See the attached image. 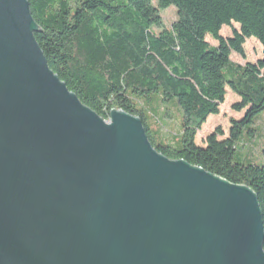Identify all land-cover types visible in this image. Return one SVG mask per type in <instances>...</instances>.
Returning a JSON list of instances; mask_svg holds the SVG:
<instances>
[{"label":"water","instance_id":"water-1","mask_svg":"<svg viewBox=\"0 0 264 264\" xmlns=\"http://www.w3.org/2000/svg\"><path fill=\"white\" fill-rule=\"evenodd\" d=\"M38 32L27 0H0V264H264L256 194L84 106Z\"/></svg>","mask_w":264,"mask_h":264},{"label":"trees","instance_id":"trees-1","mask_svg":"<svg viewBox=\"0 0 264 264\" xmlns=\"http://www.w3.org/2000/svg\"><path fill=\"white\" fill-rule=\"evenodd\" d=\"M27 1L49 69L84 106L106 121L112 110L138 117L152 147L167 159L250 188L264 228V150L259 164L236 161L238 143L253 133V118L264 110V0H156L155 7L151 0ZM170 8L176 19L165 28L160 12ZM232 24L239 32L222 38L221 29ZM248 39L262 46V59L232 62V53L244 58ZM226 89L240 99L232 109L245 115L230 121L226 138L217 129L200 147L196 135L219 114ZM154 96L175 99L181 110L173 144L165 137L156 142L149 129L145 107Z\"/></svg>","mask_w":264,"mask_h":264},{"label":"rangeland","instance_id":"rangeland-1","mask_svg":"<svg viewBox=\"0 0 264 264\" xmlns=\"http://www.w3.org/2000/svg\"><path fill=\"white\" fill-rule=\"evenodd\" d=\"M152 5L156 6V0H151ZM176 12L174 8H170L160 12L163 26L168 28L169 25L176 19ZM240 27L237 24H232V27H223L220 31V36L224 39H231L233 32H239ZM206 41L217 46V43L210 37ZM244 58L232 53L230 59L234 63L240 65L256 64L263 57L262 46L255 39H248L245 41ZM264 73V70L263 72ZM240 99L233 94L229 89H226V96L224 103L219 107V114L210 116L201 130L196 135V145L205 147L206 138L220 129L224 138L228 136L230 129V121H238L245 115L246 110L241 113L235 112L232 107L238 104ZM147 123L149 129L154 136V140L159 142V137H165L173 144L177 140V135L181 131V110L176 105L175 99L168 102H161V100L154 96L152 101L146 104ZM253 133L245 134L237 145L236 161H250L253 164H259L261 159V152L264 150V110L257 113L253 118V125L251 126Z\"/></svg>","mask_w":264,"mask_h":264}]
</instances>
